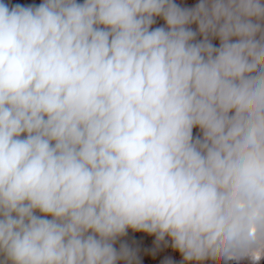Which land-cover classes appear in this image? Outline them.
I'll list each match as a JSON object with an SVG mask.
<instances>
[{"label":"clouds","instance_id":"1","mask_svg":"<svg viewBox=\"0 0 264 264\" xmlns=\"http://www.w3.org/2000/svg\"><path fill=\"white\" fill-rule=\"evenodd\" d=\"M128 229L264 259L262 0H0V254L118 264Z\"/></svg>","mask_w":264,"mask_h":264},{"label":"trees","instance_id":"2","mask_svg":"<svg viewBox=\"0 0 264 264\" xmlns=\"http://www.w3.org/2000/svg\"><path fill=\"white\" fill-rule=\"evenodd\" d=\"M192 8L195 7L187 5V9ZM161 26H166L164 20L161 17H156L152 28ZM189 27L198 33L197 24L193 23ZM196 39L200 40L202 37L198 34ZM210 39L214 46L219 47L220 42L218 38ZM193 135L194 137L202 135L198 127L193 129ZM114 247L118 251L121 247H125L131 253L130 260H120L118 264H214V260L210 258L202 261L185 260L183 255L173 248V242L170 237L166 236L163 240H160L156 234L134 231L132 229H128L124 236L117 238ZM0 264H8L6 257L2 254H0Z\"/></svg>","mask_w":264,"mask_h":264},{"label":"rangeland","instance_id":"3","mask_svg":"<svg viewBox=\"0 0 264 264\" xmlns=\"http://www.w3.org/2000/svg\"><path fill=\"white\" fill-rule=\"evenodd\" d=\"M10 7L16 4L29 6V5H39L43 2V0H4ZM78 3H82L83 0H77ZM177 5H180L183 8H187V5H191L195 7L200 1L195 0H174ZM211 259V258H210ZM214 264H220L219 261L214 260ZM227 264H251V262L247 259H243L240 261H228ZM259 264H264V259H262Z\"/></svg>","mask_w":264,"mask_h":264}]
</instances>
